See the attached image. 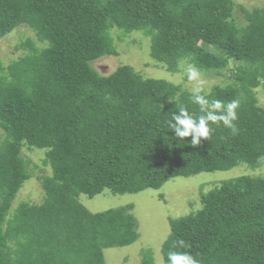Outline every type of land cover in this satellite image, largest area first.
<instances>
[{"label": "trees", "instance_id": "1", "mask_svg": "<svg viewBox=\"0 0 264 264\" xmlns=\"http://www.w3.org/2000/svg\"><path fill=\"white\" fill-rule=\"evenodd\" d=\"M236 0H0V38L27 25L36 40L8 64L0 58V264H107L105 249L139 238L134 205L93 212L80 200L106 188L114 193L158 189L171 178L256 167L264 157V6ZM142 30L151 55L171 72L195 64L202 74L222 73L207 98L239 101L238 132L212 124L208 139L192 145L168 129L177 105L199 115L182 83L142 76L129 64L107 75L93 62L118 55L112 31ZM214 71L216 73H214ZM47 149L39 176L41 203L14 206L33 176L25 145ZM202 207L171 220L163 262L151 249L141 264H168L170 250L197 264H264V176L240 175L202 193ZM183 241L181 245L179 242Z\"/></svg>", "mask_w": 264, "mask_h": 264}, {"label": "rangeland", "instance_id": "2", "mask_svg": "<svg viewBox=\"0 0 264 264\" xmlns=\"http://www.w3.org/2000/svg\"><path fill=\"white\" fill-rule=\"evenodd\" d=\"M261 6H264V0H236L233 17L237 23L244 25L246 24L244 8L252 10ZM119 30L124 31L117 27L112 31L119 50L118 55H105L92 63L99 73L107 75L119 65L129 64L146 78L153 77L182 83L188 90L196 86V82L187 79L186 60L181 63V70L171 72L163 63L152 57L150 35L142 30L123 35ZM27 38L36 40L34 30L27 25L19 26L11 34L0 38V58L5 64H8L12 58H18L24 54V50H16L15 46ZM241 64L232 60L230 68L224 69L222 73L209 75L201 73V78L205 81L204 89L209 92L214 84L230 83L231 70H236ZM256 90L259 103L264 106V86L260 85ZM3 137L4 132L0 130V140ZM46 151L47 149L38 147L30 148L27 144L23 147L22 154L29 162L33 176L24 182L17 193L14 206L22 202L41 203L43 201L45 191L39 176L51 173L50 166L45 165L43 161ZM240 175L264 176V157L256 167L242 163L229 170L204 171L190 176H177L166 181L158 189L147 188L137 193L117 194L106 188L94 197L81 194L80 200L93 212L128 204L134 205L133 211L138 220L140 236L131 245L105 249L107 264H141L142 250L146 248L151 249L156 261L162 263L164 259L161 249L171 231V220L197 211L203 205L202 193L208 192L227 179Z\"/></svg>", "mask_w": 264, "mask_h": 264}, {"label": "clouds", "instance_id": "3", "mask_svg": "<svg viewBox=\"0 0 264 264\" xmlns=\"http://www.w3.org/2000/svg\"><path fill=\"white\" fill-rule=\"evenodd\" d=\"M188 81L196 82V86L191 89L190 99L192 103L199 106V115L189 112L185 106L177 105L178 111L171 114L167 121L168 129L175 133V137L183 140L192 137V145L201 144L202 138L208 139L211 133L212 124L222 123L231 130L233 135L237 134L238 128L235 123L238 119V100L223 102L220 100H209L204 89L205 81L201 78L200 70L195 64H188L185 68ZM181 245L183 241L179 242ZM168 264H197L194 258L186 253L170 250L168 252Z\"/></svg>", "mask_w": 264, "mask_h": 264}]
</instances>
